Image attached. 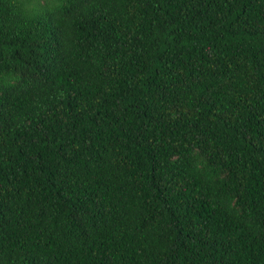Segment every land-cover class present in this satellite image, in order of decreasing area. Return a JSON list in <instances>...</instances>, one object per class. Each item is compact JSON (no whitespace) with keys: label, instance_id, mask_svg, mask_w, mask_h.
<instances>
[{"label":"trees","instance_id":"obj_1","mask_svg":"<svg viewBox=\"0 0 264 264\" xmlns=\"http://www.w3.org/2000/svg\"><path fill=\"white\" fill-rule=\"evenodd\" d=\"M0 264H264V0H0Z\"/></svg>","mask_w":264,"mask_h":264}]
</instances>
